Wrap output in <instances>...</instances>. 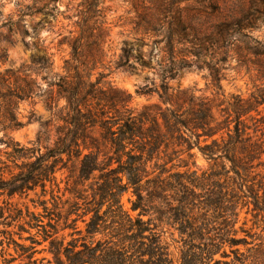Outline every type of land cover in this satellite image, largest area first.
<instances>
[{
	"label": "trees",
	"instance_id": "1",
	"mask_svg": "<svg viewBox=\"0 0 264 264\" xmlns=\"http://www.w3.org/2000/svg\"><path fill=\"white\" fill-rule=\"evenodd\" d=\"M92 2L83 17L81 36L68 41L73 63L65 60V75L52 72V55L45 50L33 56L29 64L0 71V126L21 127L16 115L18 102L35 96H45L46 106L56 108V120L60 122L53 125L47 120L40 124L44 130L40 135H46L45 138L51 126L55 131V139L44 151L41 137L37 146L12 145L8 153L12 164L0 161V194L12 197L40 188L45 196L47 187L50 188L52 208L43 199L40 203L43 212L33 214L32 221L42 228L38 234L42 241L49 243L54 264H174L160 236L166 227L177 231L183 243L179 264H221L214 256L228 257L225 246L235 256L230 263L247 264L248 256L239 246L246 247L251 242L247 237H237L235 226L240 210L252 204L253 217L262 222L264 230V175L256 171L264 167V133L257 135L261 126L264 130V109L261 110L264 90L252 93L247 99L234 96L219 116L206 98L185 91L174 94L168 81L196 61L187 60L188 47L180 48L193 28L187 25L186 16L171 18L163 10H146L137 15L136 31L164 36L167 56L156 63L160 85L153 90L143 86L136 92L145 95L155 92L164 103L182 100V103L188 102V108L181 111L180 104L178 109L151 105L133 113L129 93L102 83L106 76L101 72L92 81V67L84 72L83 68L88 67L83 59L84 49L98 51L100 46L99 33L95 35V27H88L90 20L98 23L100 17L96 9L98 0ZM177 2L160 0L159 4L167 6ZM46 3L32 0L30 4H17L19 14L14 24L23 36L29 33L23 22L26 16L40 13L43 19L54 17L55 4L49 7ZM40 24L33 27L34 33ZM243 29L242 23H238L234 33ZM161 42L154 40L153 44L158 46ZM189 43L198 48L196 57L208 49L204 41ZM145 46L149 44L144 38L125 40L117 65L135 70L134 62H137L151 68L152 54H145ZM5 59L6 54L1 51L0 62ZM30 72L32 75H28ZM40 73L46 82L44 89H40L33 76ZM217 73L213 75V84L220 90ZM59 100L65 101L61 107L57 105ZM187 131L197 139L208 167L192 170L188 161L183 160L184 171H172L175 165L167 170L164 165L181 152L176 148L181 146L178 140H184L186 152L192 148L193 144L185 138ZM167 150L164 154L167 160L160 164V154ZM188 157L193 155L188 153ZM68 163L72 198L66 200L69 208L63 211L53 187L59 188L56 173L67 168ZM192 165L197 167L195 161ZM89 180H93L90 193L85 189V182ZM127 192L134 197L129 199L128 209L121 201ZM78 220L85 223L82 237L76 226ZM60 221L65 224L64 228L70 227L69 222L73 225L72 238L66 244L64 237H58ZM74 233L79 234L81 242ZM97 235L102 238L97 239ZM248 248L247 251L254 249L253 262L264 264V245ZM32 249L33 246H28L25 253Z\"/></svg>",
	"mask_w": 264,
	"mask_h": 264
},
{
	"label": "rangeland",
	"instance_id": "2",
	"mask_svg": "<svg viewBox=\"0 0 264 264\" xmlns=\"http://www.w3.org/2000/svg\"><path fill=\"white\" fill-rule=\"evenodd\" d=\"M45 1H47L46 5L50 4L49 7L53 3L55 4L54 17L48 16L43 19V15L40 13L26 16L23 22L29 33L23 36L17 29V25L14 24L19 14L17 4H30L32 0H0V52L4 51L6 54V59L0 62V71L15 70L22 65L29 64L33 56L45 50L52 55V72L61 76L66 74L65 60L73 63L71 44L68 41L81 36L83 17L93 2L92 0ZM157 1L98 0L96 8L100 15L98 23L90 20L88 27H95L93 33L100 35L99 50L95 51L94 49L88 52L84 49L85 56H83V59L88 62V67L83 68L84 72L93 68L91 70L92 81L98 77L100 72L104 73L106 77L103 78L102 83H109L131 95L129 107L136 114L142 111L145 106L151 105H158L162 109L165 107L178 109L180 104L181 111L188 108V102L182 103V100L175 103H164L155 92L146 95L136 92L143 86H146V90H153L155 86L160 85L156 63L167 56L164 36H156L155 33L147 35L142 33V30L136 31L137 15L146 10L156 12L163 10L171 18L178 15L186 16L189 19L187 25L193 28V32H190L186 42L180 45V48L188 47L187 60L196 61L190 67L179 70L177 76L168 81V85L174 89V94L178 91H185L187 94L206 98L211 101L215 114L219 116L220 110L228 107L234 96L247 99L252 93L264 90V0H176L177 3H170L167 6L160 5V0ZM168 1L170 2V0ZM172 21L174 22L173 19ZM38 22L41 24L38 25V29L34 33L33 27ZM236 23L237 25L242 23L244 29L235 34ZM168 25L165 23L166 27ZM165 34L167 35L163 30V35ZM139 37L144 38L149 44L144 47L143 51L145 54H152L150 56L153 59L151 68L137 62H134L135 70L119 67L117 60L123 42L125 40L134 41ZM154 40H163V42L155 46ZM187 41H193V43L204 41L208 49L202 52V56L196 57L194 53L198 48L192 47L193 44ZM83 42L84 39L81 40V43ZM39 48L40 50H38ZM185 52L181 54L184 55ZM216 71L220 76V90H217L213 84V75L216 74ZM28 75H32V73L30 72ZM33 76L40 85V89H44L46 82L42 80L43 73L38 76L33 74ZM44 99L45 96H35L32 99L18 102L16 115L21 122V127L0 126L1 162L12 164L8 153L12 151V145L15 143L21 147L37 146L38 137H41L42 151L45 146L52 144L55 139L54 128L50 127L48 138H45L46 135H40V131H44L40 124L47 120H50L53 125L60 122L56 120V108L48 109ZM64 104V100L57 102L58 107ZM263 109L262 106L261 110ZM262 115H264V110ZM261 127L263 128V126ZM262 128L257 132L258 137L264 133ZM186 136L185 138L193 144L192 148L186 152V143L184 140H178L181 146L176 148L181 152L175 160L164 165L167 170L175 165V169L172 171H184L186 167L182 166L183 160L188 161V167L192 170L208 167V162L198 149L197 139L191 137L189 131L186 132ZM7 144L9 147L6 146ZM202 144L200 138V145ZM168 152L167 150L160 154V164L167 160L164 154ZM188 153H191L193 157L189 158ZM262 160H264V154ZM193 161L197 167L192 165ZM70 166L68 163L67 168H62L56 173V183L59 188L53 187L54 194L60 197V200H57L61 202L59 206L63 211L69 208L66 200L72 198L69 193L72 183V179L69 177ZM256 171L264 175L263 166L258 167ZM91 181L93 180L85 182V189L88 193L91 192L89 188ZM133 198L131 192L122 196L121 201L126 209L130 206L129 199ZM43 199H46L47 206L52 208L53 201L49 187H47L45 196H42L40 188L23 194H15L12 197L0 194V264H49L48 261L54 264L52 254L49 252V243L42 241L38 234L42 228L32 221L33 214L43 212L40 205ZM252 207L253 205L250 204L249 207H243L240 210L238 223L235 226L238 231L237 237H247V240L251 242L246 247L239 246L244 255L248 256L247 264L256 263L253 262L255 259L254 249L247 251V248H256L259 244L264 245L263 224L256 221L258 218L253 217ZM41 220L47 221L46 218H41ZM64 226L63 221H60L57 229L58 237H64V244H66L72 238L73 230L71 228L73 225L69 222L70 227L64 228ZM76 226L78 230H81L80 237L84 236L85 223L78 220ZM160 234L162 243L168 246L169 257L173 258L174 264H179L183 243L180 241L178 232L166 227ZM73 236L81 242L78 233H74ZM96 238L100 239L102 236L97 235ZM28 246H33V249L25 253ZM225 251L229 253L228 257L223 258L220 254H216L214 259H220L221 264H232L230 262L235 259V256L230 253L228 246H225ZM5 261L6 263H4Z\"/></svg>",
	"mask_w": 264,
	"mask_h": 264
}]
</instances>
